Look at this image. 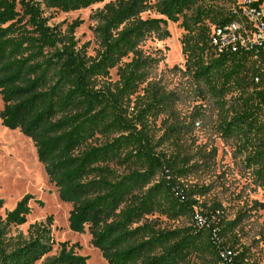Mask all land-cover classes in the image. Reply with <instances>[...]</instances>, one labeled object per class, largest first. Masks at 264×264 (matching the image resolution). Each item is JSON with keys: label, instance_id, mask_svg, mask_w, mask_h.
Here are the masks:
<instances>
[{"label": "trees", "instance_id": "16d2710c", "mask_svg": "<svg viewBox=\"0 0 264 264\" xmlns=\"http://www.w3.org/2000/svg\"><path fill=\"white\" fill-rule=\"evenodd\" d=\"M104 1L0 0L2 125L32 140L59 199L72 205L69 229L88 231L108 264H264V230L242 240L245 220L264 201L231 218L220 201L204 198L210 184L186 181L216 156L191 140L205 106L195 103L185 120L178 92L153 76L162 58L143 48L151 37L169 38L167 23L180 21L181 71L196 101L212 102L217 132L246 152L253 183L264 189V48L217 53L211 42L214 28L247 21L241 3L110 0L90 16L95 55L75 36L83 20L65 29L52 22ZM32 198L0 217V264H86L78 244L60 242L52 254L51 216L26 233L12 230L26 224ZM155 215L190 221L165 227Z\"/></svg>", "mask_w": 264, "mask_h": 264}, {"label": "rangeland", "instance_id": "374dc122", "mask_svg": "<svg viewBox=\"0 0 264 264\" xmlns=\"http://www.w3.org/2000/svg\"><path fill=\"white\" fill-rule=\"evenodd\" d=\"M108 1L110 0L77 11L57 13L52 22L60 24L61 28L65 29L75 19L83 20L76 28L75 36L79 40V45L89 44L87 47L89 55H95L99 46L92 31L95 22L90 16ZM213 2L225 8L232 6L229 0ZM179 24L180 21L177 23L169 21L167 28L170 37L164 40L151 37L144 43L143 48L146 53L162 58L153 76L168 90L178 92L181 102L179 108L185 120H189L188 114L195 103H202L205 106L201 124H196L192 128L191 140L195 146L198 145L204 150L216 148V156L210 161L209 168L205 172L189 175L186 181L189 184L196 182L210 184L212 189L204 198L220 201L229 217L233 218L237 210L250 206L254 200L264 201V189L253 183L251 168L244 163L246 152L239 151L233 140H224L217 132L215 126L217 112L212 102L196 101L197 91L182 72L185 59L180 38L184 31ZM111 78L113 81L117 79L116 69L111 70ZM2 109L3 102L0 95V112ZM29 194L33 197L29 203L31 213L26 224L13 227V231L20 230L26 233L31 223L45 221L51 216L52 235L56 242L52 254L56 253L58 243L68 242L69 245L78 244L75 251L79 255L88 257L86 264H108L100 251L91 244L88 231L79 234L69 229L68 217L72 205L59 199L57 188L49 181L42 163L38 160L32 140L18 129L6 128L0 119V198L4 200L0 217H5L6 211L12 210L22 197ZM253 214L244 222L245 229L242 234L244 242L252 241L261 230H264V210ZM151 218H156L160 225L165 227H182L188 225L190 221L188 217L174 221L158 215ZM41 263L39 261L36 264Z\"/></svg>", "mask_w": 264, "mask_h": 264}, {"label": "built area", "instance_id": "2783aa9c", "mask_svg": "<svg viewBox=\"0 0 264 264\" xmlns=\"http://www.w3.org/2000/svg\"><path fill=\"white\" fill-rule=\"evenodd\" d=\"M240 3L247 21L233 20L213 29L211 42L217 53L253 45L264 48V0H241Z\"/></svg>", "mask_w": 264, "mask_h": 264}]
</instances>
